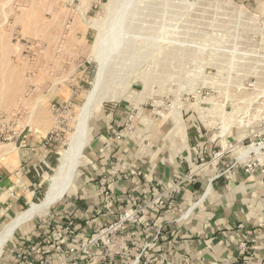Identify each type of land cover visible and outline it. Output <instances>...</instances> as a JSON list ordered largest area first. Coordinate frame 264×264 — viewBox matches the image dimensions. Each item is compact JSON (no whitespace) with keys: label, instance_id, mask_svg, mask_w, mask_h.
I'll return each mask as SVG.
<instances>
[{"label":"rangeland","instance_id":"374dc122","mask_svg":"<svg viewBox=\"0 0 264 264\" xmlns=\"http://www.w3.org/2000/svg\"><path fill=\"white\" fill-rule=\"evenodd\" d=\"M105 1L0 0V152L8 153V144L21 132L57 135L43 185L0 229L44 197L89 96L86 144L74 183L90 143L103 129L120 140L135 138L138 124L146 134L150 120L173 130L190 120L213 139L229 142L223 146L215 140L216 152L235 146L250 150L251 143L264 141V14L244 0H191L188 8L137 0L133 12L125 13V36L132 42L121 40L112 51L109 40L120 35L113 33L114 13L103 11ZM122 109L128 113L123 125L106 122L110 111ZM66 194L46 214L12 232L0 264L9 256L7 264L154 263L145 243L133 250L135 224L118 226V214L89 234L75 228L80 237L69 240L54 214ZM131 206L124 200L117 209L123 213ZM34 246L45 252L33 251Z\"/></svg>","mask_w":264,"mask_h":264},{"label":"crops","instance_id":"0c3cea01","mask_svg":"<svg viewBox=\"0 0 264 264\" xmlns=\"http://www.w3.org/2000/svg\"><path fill=\"white\" fill-rule=\"evenodd\" d=\"M244 1L264 14V0ZM107 117L106 122L118 128L128 113L115 110ZM185 121L184 127L173 130L169 124L150 120L146 134L138 124L136 131L140 132L135 138L120 140L107 137L105 129L99 131L88 147L78 180L54 214L64 223L73 220L76 229L89 234L117 213L124 191L136 187L140 199L145 200L149 184L160 182L173 205L163 200L165 204L153 210L154 227L144 235L135 226L133 250L153 241L160 228L162 237L150 249L156 256L152 264H264V184L257 172L246 173L240 163L226 171L246 148L232 147L223 151L219 161L211 160L213 142L218 140L223 146L229 142L213 139V134L201 132L197 123ZM21 134L8 144V153L0 152V225L36 195L53 162V143L45 145L46 134ZM251 153L258 155L262 150ZM137 170L144 173L137 185L121 177L123 173L131 177ZM114 171L118 177L114 175L110 188L115 200L104 210L97 189L101 179L112 178ZM190 172L192 180L174 189L175 181ZM96 208L102 213L93 216ZM11 259L9 256L1 264Z\"/></svg>","mask_w":264,"mask_h":264},{"label":"bare ground","instance_id":"6f19581e","mask_svg":"<svg viewBox=\"0 0 264 264\" xmlns=\"http://www.w3.org/2000/svg\"><path fill=\"white\" fill-rule=\"evenodd\" d=\"M151 1L156 2L154 0H150V2ZM161 2L165 6H172L176 8H180V7L186 8L188 5L191 4V0L190 1L163 0ZM138 3L139 2L137 0H106L105 1L104 4L105 10L103 11H105L104 12L105 14H111L112 12L114 13V22H118V24L115 27H113V33L115 35L116 34L120 35L118 39L114 36L113 39H111V41L109 40L110 50L111 49H113L112 51L116 50L117 43L119 41L128 39V37L125 36V34L128 33L127 32L128 25L126 20L127 17H125V13L127 11H130L129 13H132L133 11L131 10H133L136 4ZM128 42H132V41H127V40L125 41V43ZM107 56H108L107 53L104 54V58L110 60V58H106ZM109 75L111 77L114 76L112 73H110ZM107 80L109 81V76ZM90 106H92V104L89 96L86 102L84 103V105L80 109L77 123L72 133L70 134L69 138L67 139L65 147L62 148L61 151L59 152L58 163L54 168L53 173L49 176L48 188L44 197L39 201V203L31 202L27 208L14 215L12 219H10L7 223H5L0 229V253L2 251L4 244L6 243V240L11 237L12 232L17 227L25 224L27 221L33 219L36 216H43L44 214H46L47 209L53 203L61 199L73 186L74 181L76 179L78 167L82 161L83 147L86 144L85 125H86V119L89 116L88 114L91 113Z\"/></svg>","mask_w":264,"mask_h":264},{"label":"built area","instance_id":"2783aa9c","mask_svg":"<svg viewBox=\"0 0 264 264\" xmlns=\"http://www.w3.org/2000/svg\"><path fill=\"white\" fill-rule=\"evenodd\" d=\"M109 129L111 128L110 126L108 127ZM114 132V130H112ZM56 132L55 131H50L49 133L46 134L44 143L45 145H50L54 143L57 140L56 137ZM253 149H250L242 154H240L228 167H227V172L230 171L232 168L237 166V164H241L243 166V169L246 173L248 174H253V173H258L260 175V180L264 184V141H258V142H253L251 143ZM260 150H262L261 154L254 155L251 153L256 152L258 153ZM222 157V153L213 151L212 152V157L211 160L219 161ZM203 160V158H201ZM116 174V171L113 172L111 175L112 178L109 177H103L100 182V186L97 189L98 195H100L102 199V203L104 207L103 209L106 210L108 209L112 203L115 200L114 193L112 189L110 188V184L112 182H115L114 180V175ZM129 175L128 173H123L121 174V177H123L124 180H133V184L137 185L141 182V178L144 176L143 171L137 170L133 173L131 177H127ZM116 177H118V174H116ZM193 174L192 172L187 173L183 176V178H180L179 180H176L174 183V189L179 186L180 183H182L185 180H192ZM119 179V178H117ZM0 180H1V175H0ZM119 182V180H117ZM136 187L124 191V200H129L132 203V206L129 209H124L123 213H119L117 210L118 214L116 216L118 218V226H125V225H130V224H135V226H139L138 231L144 235L146 230H149V228H153L154 224L152 222V212L155 208L161 206L162 204L164 205L165 202L163 200H166V205L170 206L173 205V201L171 199L167 200V190L161 189V183L160 182H153L149 184L148 191H147V196L145 200H141L139 197V194L136 193ZM102 213L101 208H96L93 212V216L99 215ZM115 217V218H116ZM91 223V221H87V223ZM126 223V224H125ZM64 227V232L65 234L68 233V238L71 241H75L77 238L80 237L79 233L76 232L75 229V224L73 220H68L66 223L62 225H57L58 229ZM134 227V226H133ZM160 228H157V231H155L154 239L153 241L144 244L145 248L151 249L152 245L156 243L158 238L162 237L160 233ZM55 230L53 231L52 234H54ZM76 232V233H75ZM136 229L132 228V231H130V236L132 238L135 237L136 235ZM131 244L135 245L136 241H132ZM242 247L244 249V243H242ZM59 248V245L57 246ZM42 249L41 253H44L45 250L43 251V248H37L35 249V246L32 247L33 251H36L37 253L40 252ZM69 251L73 250L72 245L67 247ZM68 250L66 252H68ZM153 255V254H151ZM39 260L42 257H38ZM246 259V258H245ZM153 260H156V256H154ZM245 263V262H244ZM31 264V263H30Z\"/></svg>","mask_w":264,"mask_h":264}]
</instances>
